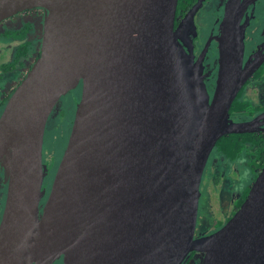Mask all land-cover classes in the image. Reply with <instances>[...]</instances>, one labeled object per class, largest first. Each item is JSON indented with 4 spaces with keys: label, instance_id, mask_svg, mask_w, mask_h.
Wrapping results in <instances>:
<instances>
[{
    "label": "water",
    "instance_id": "water-1",
    "mask_svg": "<svg viewBox=\"0 0 264 264\" xmlns=\"http://www.w3.org/2000/svg\"><path fill=\"white\" fill-rule=\"evenodd\" d=\"M179 0H0V22L44 8L40 52L0 115L10 156L0 264H264V166L235 214L195 237L201 181L218 140L260 131L230 118L252 76L241 0H228L211 98L175 28ZM82 83L69 141L44 185L48 119Z\"/></svg>",
    "mask_w": 264,
    "mask_h": 264
},
{
    "label": "flooded vegetation",
    "instance_id": "flooded-vegetation-1",
    "mask_svg": "<svg viewBox=\"0 0 264 264\" xmlns=\"http://www.w3.org/2000/svg\"><path fill=\"white\" fill-rule=\"evenodd\" d=\"M227 1L228 0H179L174 22V28L180 42L192 55L195 62L202 61L204 65L203 79L207 85L211 98L213 97L218 78L220 57L218 37L221 32V24L224 18L225 5ZM241 3V24L245 25L244 65L249 63L250 65H253L255 69L252 76L243 85V87L238 92L237 97L235 98V100L238 99L240 102H242L244 106L251 107L252 110H244L242 113L230 112V118L237 122L250 121L264 112V0H241ZM16 15H20V17L10 21V24L13 23L12 25H9L10 30H16L19 28L21 29V27L23 28L25 24L30 23L35 27L36 31L41 34L42 37L43 29L40 27V24L42 21L44 22V18L46 16V10L44 8L40 7L28 9ZM16 15L12 17H15ZM13 37L15 42H18L13 56L9 60H5L6 62L3 64L0 63V80L7 79L8 81L6 83H9L10 86L9 89L0 96V115L9 97L18 86L20 81L25 77L26 73L28 72L27 70L30 69L33 62L35 61H28L25 67L18 66L14 67L13 69H6L5 66H9V64L15 60L16 50L18 46L24 41L23 38L16 36ZM1 50L3 49L1 48ZM17 69H20V71L25 73L24 77H21L19 80L16 77L12 81L9 80L7 76L9 77V75L13 72H16ZM78 88L81 92L82 83H80L75 89ZM79 100H77V102H79ZM262 128H264V124L262 125ZM253 133H264V129ZM213 152H216V157L214 156V158H218V162L215 163L214 167L217 168V171H222V174L218 175V178H213V181H221L224 179V177L230 178L228 176H231V186H229V188L231 187V192L229 193L230 203L228 207L224 208L226 211L225 215L219 222L215 224V228L211 231L201 234L200 236L214 233L235 214L243 201L246 199L251 186L253 185L259 171L261 170V168L258 170L255 167L251 157L247 158L244 154H242L236 158H231L221 151L220 147L217 146L216 143L208 158L204 173L209 167H211L210 159H213ZM43 161L44 163L48 164V173L44 179V185H46V194L41 202V213L58 168V165L56 166L54 161L45 160L44 153ZM215 168L212 166V169ZM246 176L249 177V185L245 184V180H247ZM240 177L244 178V182L242 181L243 183H241ZM241 184H243L242 188L240 187V189H236V187H239ZM7 192L5 195V200L1 204L2 209L0 212V221L2 219L6 205ZM202 198L203 194H201L200 200ZM199 214L200 203L198 215ZM191 253L195 254L196 252L193 251ZM201 255L203 256L204 253H201ZM53 264H63V257L61 256L57 258Z\"/></svg>",
    "mask_w": 264,
    "mask_h": 264
},
{
    "label": "rangeland",
    "instance_id": "rangeland-1",
    "mask_svg": "<svg viewBox=\"0 0 264 264\" xmlns=\"http://www.w3.org/2000/svg\"><path fill=\"white\" fill-rule=\"evenodd\" d=\"M18 17H20V15H16L15 17L9 18L0 23V55H2L0 56V63L2 64L6 62L5 60H9L13 56L18 44L17 41L15 42L13 35L5 34L7 30H10L9 25L13 24H10V21ZM40 27L43 29V21L41 22ZM1 48L3 50H1ZM24 75V72L17 69L16 72L11 73L7 78L12 81L16 77L19 80L21 77H24ZM7 81V79L0 80V96L10 87L9 83H6ZM80 98L81 92L79 88L73 89L63 95L48 119L43 153L45 160L54 161L56 166L59 165L66 150L75 117L76 106L78 103L77 100ZM215 153L216 152H213V159H210L211 167L205 171L202 177L203 180L201 181V194H203V198L200 200V214L198 215V226L195 232L196 237H199L207 231L213 230L215 224L224 217L226 212L224 208L228 207L230 203L229 193L231 192V187L229 188V186H231V176H228L230 178L224 177L221 181H213V178H218V175L222 174V171H217V168L214 167L215 163L218 162V158H214V156L216 157ZM212 166L215 169H212ZM9 167L10 156L8 154L0 160V212L2 209L1 204L5 200L7 192ZM240 178L241 183H243L244 178ZM245 181V184L249 185V177H247V180ZM242 185L243 184L236 187V189H240V187L242 188ZM203 258L204 255L202 256L201 252H196L195 254L189 253L182 264H202Z\"/></svg>",
    "mask_w": 264,
    "mask_h": 264
},
{
    "label": "trees",
    "instance_id": "trees-1",
    "mask_svg": "<svg viewBox=\"0 0 264 264\" xmlns=\"http://www.w3.org/2000/svg\"><path fill=\"white\" fill-rule=\"evenodd\" d=\"M5 34L24 39L16 50L15 60L9 66H5L7 70L18 66L25 67L28 61L36 59L40 51L42 37L32 24H25L21 29L7 30ZM244 110L252 109L244 106L242 102L236 99L230 112L242 113ZM217 146L231 158H236L242 154L247 158L251 157L258 170L264 166V133H233L221 137L217 142Z\"/></svg>",
    "mask_w": 264,
    "mask_h": 264
},
{
    "label": "bare ground",
    "instance_id": "bare-ground-1",
    "mask_svg": "<svg viewBox=\"0 0 264 264\" xmlns=\"http://www.w3.org/2000/svg\"><path fill=\"white\" fill-rule=\"evenodd\" d=\"M207 81V80H206ZM209 81V80H208ZM208 83V82H207ZM214 85H215V83H214Z\"/></svg>",
    "mask_w": 264,
    "mask_h": 264
}]
</instances>
